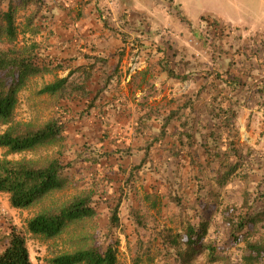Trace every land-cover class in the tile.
I'll use <instances>...</instances> for the list:
<instances>
[{
  "label": "rangeland",
  "instance_id": "1",
  "mask_svg": "<svg viewBox=\"0 0 264 264\" xmlns=\"http://www.w3.org/2000/svg\"><path fill=\"white\" fill-rule=\"evenodd\" d=\"M53 4L64 8V11L56 10L57 36L71 41L68 46L57 45L59 48L50 53L75 70L81 66H89L91 72L99 68L95 73L97 79L90 84L94 94L104 88V79L108 76L105 73L110 74L116 64H120L114 80L106 86L108 90L99 97L94 109L78 97L72 96L67 101L41 94L45 86L67 77L70 71L33 78L21 91L16 121L39 129L53 119L61 120L66 124L64 140L57 146L22 156L7 157L6 151L0 149V159L44 162L60 155L66 165L73 164L67 173L72 183L68 189L49 196L29 210L12 208L9 195L0 194V253L13 229L27 239L33 264H49L60 255L102 245L108 234L111 206L117 203L124 180H127L124 172L142 163L145 150L151 144L150 158L140 172V180L121 206L122 229L117 231L121 240L119 264H132L139 239H154L153 243L163 250L168 229L176 234L181 220L194 215L190 209L181 211L172 201L173 196L182 197L190 206L196 205L197 200L216 201L219 210L212 219L208 240L220 246L228 243L229 227L222 215L226 209L230 210L229 214L234 213L231 209L238 213L248 191L256 211L264 210V201L256 202L261 195L264 199V98L261 93L264 90V35L257 34L264 33V0H135L138 16L131 15V18L141 19V25L128 30L129 23L121 24L120 18H114L108 9L111 0H55ZM98 6H101L109 27L98 37L100 46L92 44L96 50L105 53L103 57L110 63L96 66L94 70L83 57L91 52L89 43L85 41L82 45L81 40H97V37H81L74 26L86 11L97 12ZM61 17L62 21L59 20ZM203 17L241 29L224 30L216 34V38L213 35L209 39ZM88 20L91 25L93 19ZM185 20L190 21L191 27ZM115 24L120 27L115 29ZM245 26L253 33L242 29ZM114 30L125 40L118 47L108 44L115 36ZM132 59H138L136 74L129 71ZM165 69L187 80L173 79ZM228 70L242 77L246 82L244 88L231 92L232 89L217 79V74ZM76 77L77 81L83 79L79 75ZM225 99L237 103L239 109L236 128L231 135H223L209 115L210 107L219 108ZM176 111L180 118L173 121L169 134L160 142L163 120ZM145 118L150 119L147 125L142 122ZM182 123L195 136L193 148L186 140L185 145L179 141V131H184ZM7 128L0 126V135ZM212 130L219 134L215 142L209 140ZM231 144L240 152L236 158H231L233 162H239L238 173L223 188L213 182L206 185L204 180L213 178L220 167L212 162L210 148L218 146L222 154L230 156ZM120 150H132V155L121 157L117 154ZM90 151L110 153V156L99 164L85 163L81 155ZM92 190L96 193L95 219L71 224L54 240L28 233L27 224L32 218L46 211H58ZM129 207L140 210L147 220V228L140 234ZM181 213H184L182 217ZM246 242L264 244V220L251 228L245 243L225 247L227 254L221 253V256L227 261L216 264H241ZM168 250L171 255H165ZM207 258L208 252L204 251L183 263L173 249H165L155 256L153 264H209Z\"/></svg>",
  "mask_w": 264,
  "mask_h": 264
},
{
  "label": "trees",
  "instance_id": "2",
  "mask_svg": "<svg viewBox=\"0 0 264 264\" xmlns=\"http://www.w3.org/2000/svg\"><path fill=\"white\" fill-rule=\"evenodd\" d=\"M53 2L55 0H51V2L50 0H0V126L8 127L0 135V149L6 151L5 156L7 157L34 153L57 146L64 140L66 124L61 120L53 119L39 129H32L16 121L15 112L19 103V95L31 79L70 71L67 77L59 78L45 86L41 90V94L67 101L72 96L78 97L86 101L89 108L94 109L97 107L99 97L108 90L106 86L111 85L114 80L115 71L118 70L120 64H116L115 70L113 69L110 74L105 73L108 76L104 79L106 82L104 88L94 94L90 89V84H93L97 79L95 73L99 68L96 66L109 65L110 61L98 55L95 47L90 46L91 52L83 54V57L92 69L97 68L96 71L91 72L89 66H83L84 68L81 66L75 70L50 53L53 48L59 45L57 40H60L55 30L58 16L56 10L59 8L64 11L62 6L58 7V4L55 5ZM66 12L69 13V11ZM202 20L207 24L206 28L210 34L207 38L209 39L213 38V35L216 38V34H221L224 30L229 32L233 30L230 27L226 28V25H221L219 20L216 21L213 18L203 17ZM99 21L105 29H108L109 23L103 16V11H100ZM185 22L191 27L190 21L185 20ZM114 33L123 43L125 42L116 30ZM262 39L264 38L262 37ZM21 40L22 42H20ZM165 71L173 79L187 80L172 70L165 69ZM77 75L83 79L78 78L79 81H77ZM216 77L232 89L231 92L244 88L246 85L241 76L233 74L230 70L217 74ZM261 93L264 98V90ZM94 100L96 101L92 104ZM219 105V108L210 107L209 115L216 121V127L221 130L223 135L226 133L231 135L236 128L239 115L237 103L225 99ZM68 111L64 112L65 116ZM87 113L91 112L87 110ZM179 114L178 111L172 112L163 120L160 142L169 134L168 129L173 121L180 118ZM149 120L145 118L142 122L147 125ZM181 127L184 129L178 134L181 145H185L186 140L193 148L195 136L187 131L188 127L185 123H182ZM218 135L215 130H212L209 140L217 141ZM152 147L153 144L145 150L146 155L140 165L124 172L127 180H124V187L120 190V198L116 200L117 203L115 206H111L108 234L102 240L104 243L100 246H92L74 253L60 255L51 259L49 264H119L121 240L117 231L122 229L121 206L123 200H127L136 187V182L140 180V172L148 163ZM229 149L232 153L230 156L222 154L218 146L210 148L212 162L220 165V167L215 170L213 178L204 180L206 185L215 183L223 188L238 173L239 162H233L231 158H236L240 152L234 144H231ZM117 154L121 157H130L132 150H120L117 151ZM248 155L249 153H247ZM109 156L110 153L90 151L81 155V159L85 163L95 165ZM72 165V162L66 165L60 155L44 162L26 159H0V194L9 195L12 208L29 210L42 203L49 196L70 187L72 179L67 173ZM95 194L92 190L73 199L58 211H46L37 215L28 222V233L37 238L54 240L59 238L71 224L95 219L97 217V210L93 206ZM262 197L263 195L256 202L264 201ZM243 199V206L238 210V213L235 209H231L233 214H229L230 210L228 209L222 213L229 227V242L220 246V244L208 240L212 219L219 210L217 202L209 203L197 200L198 206L197 204L190 206V203L184 202L182 197L173 196L172 201L181 211L190 209L194 215L191 218L181 220V227L179 226V231L176 234H173V230L168 229L169 233L165 236L163 250L173 249L177 258L183 263L193 259L196 255L203 254L204 251L208 252L209 264L224 261V256H221V253L227 254L225 247L245 243L246 238L251 234V228L264 220V210L256 211V204L252 201L250 192L246 191ZM154 202L156 203V198ZM129 213L140 234L147 228L145 216L141 214L140 210L132 207H129ZM183 215L184 213L180 214L181 217ZM6 240L4 250L0 253V264H33L27 239L23 234L13 229ZM154 241L151 238L149 240L143 238L137 241V251L132 264H153L155 262V256L160 255L163 250L159 249L153 243ZM246 243V251L241 264H263L264 244L259 242ZM170 252L171 250H168L164 253L171 255ZM225 258L227 257L225 256Z\"/></svg>",
  "mask_w": 264,
  "mask_h": 264
},
{
  "label": "crops",
  "instance_id": "3",
  "mask_svg": "<svg viewBox=\"0 0 264 264\" xmlns=\"http://www.w3.org/2000/svg\"><path fill=\"white\" fill-rule=\"evenodd\" d=\"M104 3V1H103ZM106 3V2H105ZM102 5V4H101ZM99 7V10L96 12V11H93L92 9L89 11H86L84 16L81 17L79 19V21H77L75 23V26L74 28L78 29V33L79 35H81V37H88V35H91V39H96L97 40H81V43L82 45L84 44V42L86 41L87 43H89L88 47H94V44H92L93 42L95 44H97V46H100V42H101V39H98V37H101V33L102 31H106L103 24H101V21H99V17H100V11H103L101 9V6H98ZM111 13L113 14L112 16L114 18H120L121 20V24L124 23V24H128L126 26V30H128L129 28L133 27V26H138V25H141V19H134V18H131V15H135L136 17L138 16V14L136 12H138V10L136 9L135 7V0H111V4L108 8ZM132 9V10H131ZM135 12H134V11ZM121 13H124L123 15H121ZM88 19H93L90 23L91 25L89 24V20ZM57 20H58V16H57ZM59 20L62 21V17L59 18ZM116 26H113V27H116V28H119L120 26L118 24H115ZM227 26H229L230 28H233L235 30L237 29H241L239 27H234L232 25H229V24H226ZM242 29H245V30H249V32L253 33L251 31V28L249 26H245V28H242ZM93 32H96V35L93 34ZM93 34V35H92ZM259 35H264V33H257ZM107 37H109V35H107ZM112 39L109 40L108 44L110 45V47H118L119 44L121 43V40L118 38V36H113L111 37ZM71 40H66L63 38L60 39V40H57V43L59 42V45H64L66 44L67 46L70 44ZM77 42H80L79 40H74V42L76 43ZM55 47L53 49H58L59 47ZM99 48V47H98ZM98 55H104L105 53L103 51H101L99 49V51L97 50L96 51Z\"/></svg>",
  "mask_w": 264,
  "mask_h": 264
},
{
  "label": "built area",
  "instance_id": "4",
  "mask_svg": "<svg viewBox=\"0 0 264 264\" xmlns=\"http://www.w3.org/2000/svg\"><path fill=\"white\" fill-rule=\"evenodd\" d=\"M139 70V63L138 59H132L130 64H129V71L131 74H136L137 71Z\"/></svg>",
  "mask_w": 264,
  "mask_h": 264
}]
</instances>
